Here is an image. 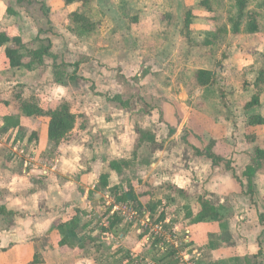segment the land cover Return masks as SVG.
Instances as JSON below:
<instances>
[{
	"label": "crops",
	"instance_id": "1",
	"mask_svg": "<svg viewBox=\"0 0 264 264\" xmlns=\"http://www.w3.org/2000/svg\"><path fill=\"white\" fill-rule=\"evenodd\" d=\"M9 1L0 0V18L6 15L8 27L20 16L18 9L10 6ZM43 1L42 8L48 12L46 16L49 18L57 13H62V16L66 14L65 12L70 14L78 7V5L66 6L63 0ZM10 9L14 15L8 13ZM21 17L22 27L17 26L18 34L23 38L30 39L29 35L23 34L25 14L21 13ZM35 36L37 34L31 38H35ZM5 49V47L0 48L1 98H3L1 83L6 80L11 81L10 79L19 83H27L32 92L41 99L44 104L43 108L58 105L63 101L72 106V100L78 98L81 101V111L78 112L74 107H72V111L77 116L88 120L89 124H84L82 128H79L80 124L77 125L72 132L71 140H63L55 148L53 154H47L46 151L50 148L47 140V120L22 116L21 108L12 102V99L0 103V128L3 133L0 142L2 146L0 147V208L3 207L8 212L15 213L9 224L7 217L0 214V264L27 263L29 257L32 261L37 257L43 264H134V260L139 258L157 261L162 255L160 249L157 252L158 249H155L154 246L144 248L143 236L140 233L136 237L132 234L133 231L126 234L125 231L128 228H132L131 230L137 233V229L131 224L123 221L125 226L120 225L118 230H108L103 234L91 229V225L94 223L93 215L95 212L101 211L99 206L101 202L96 201L97 196L103 197L105 202V198L113 192L111 188L115 186L121 188V193L128 192L134 186L139 194L144 190L146 184L157 188L159 197L156 199L158 201L165 200L169 210L172 206V193L175 192L173 188H175L173 206L178 210L176 209L175 213L177 216L174 215L176 218H173L176 221L172 222L179 225L185 219L182 215V207L185 205L193 207L197 198L202 194L201 189L207 192L206 199L215 207L235 206L234 217L227 218L226 221L225 230H228V233L222 234L220 228L213 223L190 224L183 229L185 233H188L189 239L193 242L192 245L202 251L199 264H264V251L261 253L262 249H260L264 223L248 219L249 211L253 212L252 209L256 205L249 204L247 197L243 196L242 187L236 183L232 172L221 167L222 165L214 166L210 160L196 156L195 152L183 167L180 161L181 153L178 150L180 142L177 135L167 136L164 141L157 139L161 146L159 149L151 150L145 146L135 154L139 136L137 121L128 113L132 107V97H122L123 92L118 89L116 95L121 96L123 100L131 99L130 106L128 108L114 107L108 100L109 97L112 98L110 95L103 104L92 92L85 89L78 92V88H73L74 84L72 83L67 87L59 86L54 80L52 66L51 73L48 65L44 70L36 72L7 69L4 67ZM54 54L58 57V53L54 52ZM57 61H59V57ZM87 64L89 62H84V65ZM44 71H46V76L52 74V82L56 86L58 85L56 90L60 92V95L56 101L53 99L46 101L47 99L43 98L40 90L33 87L35 85L37 88H41L42 81L47 78L45 75L42 78L40 76ZM124 77L131 79L128 75ZM81 87L83 85H80ZM108 112H111L112 119L110 121H106L104 118ZM155 113V110L147 112V116L138 121L141 129H150L157 134V129L166 132V128L169 126L171 128L175 126V129L179 128L168 119L163 122L156 121ZM8 114L21 116L23 131L20 132L19 128L5 129L3 119ZM263 129L259 130L257 144L264 143ZM33 132H37L39 136V144L36 146L28 141ZM20 134H25L23 140L18 139ZM94 136H100L102 140L106 139L109 146L104 148L103 152L106 154L102 153L90 158V151L82 149L83 146H80V149L76 142L84 139L85 142L88 137L92 139ZM156 136L158 137V135ZM214 139L218 141V150L226 159L229 157V153L230 156L232 155L219 137ZM22 144H27L37 157V164L30 171L22 170L16 155L13 154L17 146ZM192 145L201 150V146L197 142H193ZM185 147L183 145L182 150ZM8 149L11 150H9L10 155L8 151H5ZM88 150L90 149L88 148ZM247 153L249 154H233L235 160H238L236 164H233L236 171L245 172L251 155L250 152ZM84 160H87L85 164L82 163ZM112 161H117L120 166L123 163H129V165L116 172L110 167ZM242 161L244 165H242ZM103 174H110V188L99 190L98 183ZM141 182H143L142 186ZM233 195H237L239 202L233 201ZM163 198H168V200ZM139 200L143 208L147 210L149 203L147 197L141 196ZM162 200H160V204ZM243 206L246 207L245 211L248 215H240L244 212L240 211ZM77 211L82 216L83 223L93 222L83 233L86 237L91 236L93 242L88 241L90 244H87L86 249L61 247L59 245L60 234L55 226L59 221L71 220L77 215ZM170 216L172 217L173 214ZM108 217L111 216L108 215L105 218L108 220ZM236 226H239L238 229ZM179 228L182 230L180 226ZM105 229H109V227ZM122 230H124L123 233ZM115 234L119 235V240L116 242H114ZM214 242L218 244L215 245ZM126 243H129L128 247ZM262 247L264 248V244ZM260 254H263L261 258ZM162 262L173 264L174 261L170 256H162ZM29 263L30 261L27 264Z\"/></svg>",
	"mask_w": 264,
	"mask_h": 264
},
{
	"label": "rangeland",
	"instance_id": "2",
	"mask_svg": "<svg viewBox=\"0 0 264 264\" xmlns=\"http://www.w3.org/2000/svg\"><path fill=\"white\" fill-rule=\"evenodd\" d=\"M16 2L17 0H10L9 5L18 9L20 20L17 17L8 27L5 15L0 18V30L7 25V29L10 28L8 30L10 34H18L17 26L22 27L21 13H24L23 34L29 35L30 38H25L26 40L37 37L48 39L53 46L52 53H58L59 61H57L58 57L56 59L58 64H80L75 79L71 82L74 84L73 88H78V92L82 89L92 92L103 104L109 95L115 96L118 89L123 92L122 97L133 98L132 107L128 113L137 121L138 136L141 127L138 121L145 118L147 112L155 110L156 121L163 122L168 119L174 122L179 128L169 126L166 132L157 129L158 137H156L164 141L167 136H178L180 142L178 150L181 153L180 161L183 167L196 151L194 144L192 145L193 142H197L201 146V151H204L212 139L219 137L232 153L231 156L229 153L227 161L233 167L237 177L236 179L233 171H230L234 180L242 187V194L247 197L249 204L256 205L252 209L253 212L249 211L248 219L264 223V171L255 180L257 183L255 193L250 195L244 172L236 171L233 165L238 162L233 154L247 155L249 154L247 152L251 154L256 146L264 149V143L257 144V140L253 138L258 137L261 128L249 126L252 115H264V91L261 107L248 111L244 109L252 97L258 93L251 84L257 72L264 67V0H95L91 6L95 12L91 13L99 26L92 32L72 27L68 19L69 12H65L64 16L62 13H57L49 18L42 8L43 0ZM164 15L167 16L164 18L165 21L162 18ZM188 33L198 44V47L191 51L186 44L182 49V41ZM36 34L35 38H31ZM209 37L218 40L219 50L216 54L203 47L205 39ZM187 53L190 54L185 57ZM86 61L89 64L84 65ZM53 65L54 59L47 58L46 66L50 67V73ZM198 69H211L214 72L216 83L210 93L206 89L193 87L190 78ZM68 70L70 75L74 72L73 67ZM45 73L46 71L40 75L41 78ZM52 74L55 80L54 71ZM52 74L45 75L47 78L42 81L41 88L33 85L35 89L40 90L46 101L50 99L56 101L60 95L56 89L58 85H62L56 86L52 82ZM138 74L145 75V78L139 87L135 88L136 84L132 77ZM182 74L185 75L184 79L181 77ZM125 75L130 76L131 79L124 81L121 77ZM10 80L1 83L3 98L0 97V103L11 100L17 91L18 81ZM23 84L28 86L27 83ZM80 85L83 87L80 88ZM80 102L78 98L72 100V107L78 112L81 111ZM110 114L111 112H108L104 116L106 121L112 119ZM84 124L88 125V120L85 119ZM2 136L0 128V142ZM84 140L77 141L76 144L79 147L83 146L82 149L85 151H90V158L102 153L106 154L103 152L104 148L109 146L106 139L102 140L100 136H94L92 139L88 137L85 142ZM183 145L186 146L184 150H182ZM0 147H2L1 143ZM9 150L5 151H8L10 155L11 150ZM54 150L55 148L50 146L46 153L53 154ZM13 154L16 155L22 170L30 171L37 164V157L32 154L27 144L18 145ZM29 159L33 162L26 169L24 162ZM86 161L82 163L85 164ZM242 165H244L243 161ZM221 167L226 169L223 164ZM142 183H140L141 186ZM201 193V196H208L203 189ZM112 194L115 193L112 192ZM232 197L233 201L239 202L237 195ZM163 199L168 200V198ZM96 201L101 202L99 205L101 211L93 215L94 223L91 229L108 228L109 224L108 227L104 225V221L108 223L106 219L108 214L106 218L103 216V212L107 209L104 198L97 196ZM234 207L226 208L227 213H231L229 219L235 215ZM176 209L178 210L172 205L169 210V215L173 214L172 221H176L173 219L177 216ZM245 209L244 206L240 209L244 211L240 215H248ZM24 214L27 213L24 212ZM180 227L184 229L185 225L181 224ZM237 227L239 226H236V229ZM131 229L128 228L125 231L126 234L133 231L134 237L139 236L138 230L136 233ZM121 232L123 233L124 230ZM224 232L228 233V230H221L222 234ZM118 236L115 234L114 242L119 240ZM261 241L260 249L263 253L264 231ZM126 246L128 247L129 243H126ZM143 247L145 248L146 245ZM167 256L173 258V264L176 263L175 254L170 252ZM262 256L263 254H260V258ZM30 259L31 257L27 261L31 262L32 259ZM27 263L22 262V264Z\"/></svg>",
	"mask_w": 264,
	"mask_h": 264
},
{
	"label": "trees",
	"instance_id": "3",
	"mask_svg": "<svg viewBox=\"0 0 264 264\" xmlns=\"http://www.w3.org/2000/svg\"><path fill=\"white\" fill-rule=\"evenodd\" d=\"M66 6L70 5H78L77 9L69 14L68 19L72 27L81 28L83 30L93 31L95 30L99 24L97 21H94L92 18V10L91 6L95 3V0H63ZM244 6V5H243ZM242 6V7H243ZM208 11L210 9H207ZM47 12V11H46ZM10 15H14L12 10L8 11ZM48 15V12L46 13ZM164 15L162 18H166ZM136 21V19H134ZM165 21V19H164ZM190 23V22H188ZM189 26V25H188ZM190 33L186 35V38L183 39L182 49L186 44L188 49L191 51L193 48L198 47V44L195 43L194 39L190 37ZM216 38H206L205 43L203 44L204 48H207L208 51L211 50L213 54L217 53L219 43H217ZM5 47V61L4 67L12 70H25L27 72H36L44 70L46 67V59L53 58L54 65L53 71L55 75V82L67 87L71 82L74 81L76 72L79 68V63L77 64H58L56 62L57 57L52 53V43L48 39H41L37 37L36 39L26 40L20 34H10L7 25L0 30V48ZM181 49V50H182ZM210 52V53H211ZM190 53L185 54L186 57ZM212 54V53H211ZM73 67L74 72L70 75L69 68ZM184 73V72H183ZM187 74V73H185ZM181 77L184 79L185 75L182 74ZM256 78L254 79L251 87H255L258 91L257 95L253 96L251 101L246 104L245 108L247 111L261 107L263 104L262 94L264 91V67L257 72ZM124 81H126L125 77H122ZM145 78V75L140 76V74L133 77L134 84H136L135 88L139 87L141 81ZM191 83L194 88H203L210 91L215 87L216 80L214 78V72L211 69H198L194 71L191 75ZM17 91L13 95L12 102H14L17 106H19L22 110L23 115L25 117L32 118H43L47 120V140L48 145L54 148L58 147L59 144L63 140H69L72 138V132L76 128L77 125L80 124L79 127H84L83 122L85 118L82 116H77L72 111V106L68 102H60L58 105L50 106L47 108H43L44 104L41 99L37 97L30 87L23 84L17 83L16 85ZM134 88V86H133ZM134 88V89H135ZM223 96V95H222ZM224 98V97H223ZM225 99V98H224ZM112 106L114 107H123L128 108L130 106L131 99L123 100L121 96L116 95L112 98L108 99ZM4 127L6 130L12 128H19V131H23L21 126V116L8 114L4 117ZM250 127H258L264 128V115L256 114L250 117L249 121ZM139 138L136 144L135 154L138 153L140 149L147 146L151 150L159 149L161 146L157 142L156 134L150 129H141L139 128ZM24 139L25 134L18 136V139ZM38 133L33 132L29 136L28 141L32 142L34 146L39 144L38 142ZM254 140H257V137H253ZM195 155L198 157H204L212 162L214 166L225 165L228 171L235 172L231 164L227 161V159L219 152L218 150V141L216 139H212L211 143L205 148L204 151L199 149H195ZM129 163H123L121 166L117 161L110 162V167L113 171L119 172L121 168L128 167ZM264 171V149L259 146H256L249 158V164L246 167V171L244 172V177H246L249 186V194L252 195L255 193V186L257 185L256 179L262 174ZM236 177V175H235ZM237 179V177H236ZM110 188V174H103L100 177L98 183L99 190H105ZM121 188L118 186L112 187L111 191L115 194L119 195L117 197L118 202H129L133 205L137 206L139 209H143V205L140 203L139 198L147 197L148 209L149 212L155 216L157 212V208L159 207L157 195V188L153 186H149L146 184L144 186V190H140L141 192L137 194L134 186L131 187V190L125 193H121ZM173 191L176 192L175 188ZM174 192V193H175ZM174 193H172L171 204L174 203ZM156 196V197H155ZM225 207H215L212 205L204 196H200L197 198L196 204L192 206L185 205L182 207V215H184L185 219L182 224L187 227L190 224H200V223H213L217 225L220 230L226 229V221L231 213H227ZM77 211V215H75L71 220L68 221H59L55 228L60 234L59 245L61 247H69V248H79L86 249L88 241L93 242V238L91 236L86 237L84 231L93 223L87 221V223H83L82 216L79 215ZM111 209L107 208L104 212V216L107 214L110 215ZM0 214L7 217L8 224L12 218H14V212H8L5 208H0ZM107 215V216H108ZM160 220L165 219V214L162 215ZM188 221V222H187ZM109 229H105L103 227H95V230L99 231V233H106L108 230H118L120 225L125 226L123 220L118 215H113L108 217ZM92 226V225H91ZM97 226V225H94ZM93 226V227H94ZM181 226V225H180ZM94 230V229H93ZM183 230V229H182ZM142 236V235H141ZM157 245V244H156ZM154 245L155 249L159 248ZM164 263V262H163ZM29 264H43L36 257Z\"/></svg>",
	"mask_w": 264,
	"mask_h": 264
},
{
	"label": "built area",
	"instance_id": "4",
	"mask_svg": "<svg viewBox=\"0 0 264 264\" xmlns=\"http://www.w3.org/2000/svg\"><path fill=\"white\" fill-rule=\"evenodd\" d=\"M32 162V159L25 160L26 169ZM118 196L120 194L111 193L105 198V206L111 209L109 216L118 215L125 223L132 224L143 236L144 245L152 248L157 244L162 253L157 261L139 258L134 260V264H165L162 262V256H167L170 252L175 254V264H199L202 258L201 249L194 247L188 233H184L178 224L172 222L168 214L169 206L165 200H162L156 215L153 216L146 209H139L132 203L118 202ZM164 214L167 216L164 220H160L159 218ZM104 225L108 226V223L105 222Z\"/></svg>",
	"mask_w": 264,
	"mask_h": 264
}]
</instances>
